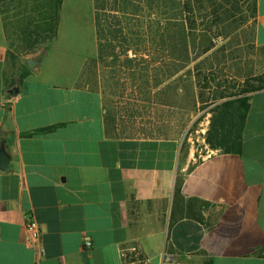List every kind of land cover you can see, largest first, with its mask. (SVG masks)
<instances>
[{"label":"crops","instance_id":"0c3cea01","mask_svg":"<svg viewBox=\"0 0 264 264\" xmlns=\"http://www.w3.org/2000/svg\"><path fill=\"white\" fill-rule=\"evenodd\" d=\"M52 46L42 57L12 47L0 6V264H133V247L147 264H264V90L240 153L115 136L85 58Z\"/></svg>","mask_w":264,"mask_h":264},{"label":"rangeland","instance_id":"374dc122","mask_svg":"<svg viewBox=\"0 0 264 264\" xmlns=\"http://www.w3.org/2000/svg\"><path fill=\"white\" fill-rule=\"evenodd\" d=\"M221 1L235 15L227 23L226 37L214 40L216 47L209 54L214 71H204L203 64L209 61L206 54L173 76L167 67L171 50L162 10L151 11L145 2L133 1L125 7L121 0H63L58 34L52 42L44 28L49 23V18L44 19L50 13L48 5L7 0L0 6L11 46L19 52L42 57L53 45L54 50L85 58L90 83L102 93L111 134L175 138L201 150L207 144L215 83L238 92L264 73V46L256 42L254 0ZM195 15L198 33L210 17L203 16L207 15L203 10ZM192 51L195 55L200 50ZM130 57L137 59L133 66ZM199 74L215 80L206 87L194 85Z\"/></svg>","mask_w":264,"mask_h":264},{"label":"trees","instance_id":"16d2710c","mask_svg":"<svg viewBox=\"0 0 264 264\" xmlns=\"http://www.w3.org/2000/svg\"><path fill=\"white\" fill-rule=\"evenodd\" d=\"M7 0H0L4 5ZM41 2L44 7L49 6L50 13L45 15L49 18L48 27L44 28L50 32L48 41H53L57 37L60 24V12L63 0H36ZM125 7H129L131 2L137 1L147 3L151 11L162 10L161 15L164 16L165 30L167 35V46L170 47V62L168 63L169 75L173 76L181 69L187 68L191 62L208 54L205 60L210 59L212 50L216 47L215 38L225 36L228 31L227 23L231 20L233 14L232 9L226 8L225 3L221 0H121ZM147 1V2H146ZM20 3V2H19ZM101 6L105 3L98 2ZM196 3V5H195ZM22 4V3H21ZM99 5V6H100ZM238 7H235L237 10ZM253 13L257 17L256 0L253 3ZM198 10V11H197ZM204 12L210 17L204 23V30H197V12ZM48 11V10H47ZM46 20V19H45ZM158 22V21H157ZM160 23V22H158ZM102 25V24H101ZM100 25V27H101ZM28 28V25L26 26ZM28 32V31H27ZM30 33V32H29ZM213 33V35H212ZM37 39L31 41L35 44ZM193 50L199 49V53L193 54ZM174 51H178L177 53ZM137 58V56H136ZM136 58L130 57V65L133 66L137 61ZM224 59H226L224 57ZM215 63V62H214ZM209 60L204 67L206 73L214 71L215 64ZM200 72V71H199ZM195 77V76H194ZM210 78V79H209ZM215 77L207 75H197L193 84L197 86L204 85L206 87L213 82ZM252 84L238 92H231L230 89L224 88V85L216 84L211 109L210 124L207 130L206 142L211 149L222 150L224 153H240L243 141L244 130L246 127L247 117L250 111V99L253 93L264 90V73L255 77ZM221 90V91H220ZM202 100L205 99V93L200 92Z\"/></svg>","mask_w":264,"mask_h":264},{"label":"built area","instance_id":"2783aa9c","mask_svg":"<svg viewBox=\"0 0 264 264\" xmlns=\"http://www.w3.org/2000/svg\"><path fill=\"white\" fill-rule=\"evenodd\" d=\"M25 227H26V243L32 247L37 248L40 246V239H41V228L39 223L34 219L33 216H28L25 221ZM85 245L87 247L92 246V241L89 237L85 238L84 241ZM134 253V255L131 257L133 264H147L144 260H141L137 254L139 253V249L136 247H133L131 249V253ZM139 257V258H138Z\"/></svg>","mask_w":264,"mask_h":264},{"label":"water","instance_id":"95a60500","mask_svg":"<svg viewBox=\"0 0 264 264\" xmlns=\"http://www.w3.org/2000/svg\"><path fill=\"white\" fill-rule=\"evenodd\" d=\"M30 65H33V61H29ZM18 89L14 88L10 90V94L11 95H17L18 93ZM9 161H10V156L6 151V147L5 144L2 145L1 149H0V168L2 170H8L9 169Z\"/></svg>","mask_w":264,"mask_h":264}]
</instances>
